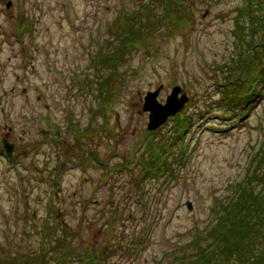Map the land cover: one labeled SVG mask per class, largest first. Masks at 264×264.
I'll use <instances>...</instances> for the list:
<instances>
[{"label":"rangeland","instance_id":"obj_1","mask_svg":"<svg viewBox=\"0 0 264 264\" xmlns=\"http://www.w3.org/2000/svg\"><path fill=\"white\" fill-rule=\"evenodd\" d=\"M167 1L0 0V264L193 263L264 138V90L232 117L212 84L259 85L228 75L243 0ZM175 85L183 108L147 129L144 94Z\"/></svg>","mask_w":264,"mask_h":264},{"label":"trees","instance_id":"obj_2","mask_svg":"<svg viewBox=\"0 0 264 264\" xmlns=\"http://www.w3.org/2000/svg\"><path fill=\"white\" fill-rule=\"evenodd\" d=\"M179 1L185 11L191 14L192 4L205 0ZM243 1V6L238 8L235 18L233 17V52L226 61L229 68L228 75L246 74L248 76V73L256 70L259 85L241 95L239 85L233 88L230 96L226 86L227 80L212 83L215 89L222 92L224 105L232 117L239 116L243 110L245 111L243 115L248 113L246 109L259 101L264 90V0ZM167 2L162 0L164 9L168 8ZM177 5L180 4H174V6ZM169 6L172 7V5ZM124 33L122 32L119 36L121 37ZM112 45L116 50L119 49L116 43ZM119 50L113 54L112 58L110 54H107L108 62L118 61L119 53L125 56L126 49ZM111 80L108 78V82ZM210 108L214 109L213 106ZM210 108L202 116L204 119ZM189 125L190 123L185 127L188 128ZM252 155V165L245 177L235 184L234 193L218 208H212L215 222L204 234L198 232L194 237L193 250L185 257V259L193 258L192 264H264V138L259 141V146L254 149Z\"/></svg>","mask_w":264,"mask_h":264},{"label":"water","instance_id":"obj_3","mask_svg":"<svg viewBox=\"0 0 264 264\" xmlns=\"http://www.w3.org/2000/svg\"><path fill=\"white\" fill-rule=\"evenodd\" d=\"M161 86L154 90H148L143 96L141 109L147 112V129L153 130L165 123L168 117L174 115L176 111L183 108L188 96L184 91L181 92V86L175 85L170 93L166 95L163 102L158 100V93ZM4 147L7 152L11 149V144L3 139ZM190 208V202H187Z\"/></svg>","mask_w":264,"mask_h":264},{"label":"bare ground","instance_id":"obj_4","mask_svg":"<svg viewBox=\"0 0 264 264\" xmlns=\"http://www.w3.org/2000/svg\"><path fill=\"white\" fill-rule=\"evenodd\" d=\"M177 112V111H176ZM173 116V115H172Z\"/></svg>","mask_w":264,"mask_h":264}]
</instances>
